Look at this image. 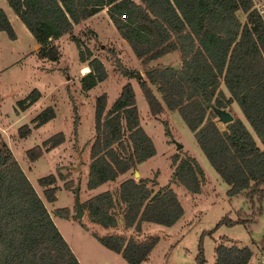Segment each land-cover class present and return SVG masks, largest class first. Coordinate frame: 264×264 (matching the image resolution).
Segmentation results:
<instances>
[{
	"label": "trees",
	"instance_id": "trees-1",
	"mask_svg": "<svg viewBox=\"0 0 264 264\" xmlns=\"http://www.w3.org/2000/svg\"><path fill=\"white\" fill-rule=\"evenodd\" d=\"M39 43L40 52L56 59L60 51L54 39L72 32L74 24L106 7L118 32L130 44L144 64L173 49H179L181 63H155L145 66V77L138 76L139 86L147 100L149 111L156 115L168 107L177 108L187 125L221 177L229 184L228 193L247 191L264 195V14L256 0H7ZM246 15L242 20L238 10ZM0 29L10 38L16 31L6 11L0 6ZM72 39L78 57L89 69L81 76V86L88 89L107 76L103 60L93 55L90 46L76 34ZM113 55L116 53L111 50ZM125 75L135 74L133 68L122 64ZM223 79L229 95L219 86ZM154 82L161 91L159 97L149 84ZM32 87L17 102L26 108L40 96ZM235 99L250 127L234 115L224 127L216 120L212 105L225 106ZM107 94L96 96L94 107L95 135L90 145L87 186L94 187L115 178L138 161L156 151L153 139L140 122L136 95L131 81L123 83L120 93L106 108ZM55 115L48 104L31 117L34 126ZM77 116V115H76ZM123 121L125 124H123ZM76 122V118H75ZM76 124V123H75ZM74 124V125H75ZM32 126H18L21 136ZM129 148L121 152L113 143L120 140L125 129ZM165 133L170 128L164 121ZM64 139L57 131L45 139V149ZM41 144L27 149L31 159L42 152ZM126 149V150H125ZM172 175L191 192L199 191L205 172L196 156L171 154ZM53 172L38 176L48 200L56 198L57 184ZM149 178L127 176L120 180L117 194L103 189L83 201L91 220L104 227L118 221L116 205H120L125 228L142 230V221L151 220L170 225L184 211L183 204L169 184L153 190ZM61 216L69 214L67 205L54 207ZM243 217L221 218L233 223ZM96 238L108 248L120 252L129 264L146 260L159 239L155 233L138 238L134 232L98 233ZM225 237V236H224ZM230 239V237H225ZM231 240V239H230ZM214 264H246L252 255L249 244L218 241ZM204 264L202 245L196 255ZM0 264H82L69 242L59 232L42 198L31 184L0 130Z\"/></svg>",
	"mask_w": 264,
	"mask_h": 264
},
{
	"label": "rangeland",
	"instance_id": "rangeland-1",
	"mask_svg": "<svg viewBox=\"0 0 264 264\" xmlns=\"http://www.w3.org/2000/svg\"><path fill=\"white\" fill-rule=\"evenodd\" d=\"M0 3L8 8L18 33L16 38H10L4 29H0L1 137L17 158L50 212L59 232L71 244V248L82 264H129L120 252L101 243L92 231L101 234L121 232L127 235L134 232L138 238L144 237L147 233L158 234L157 243L148 258L141 264H199L196 255L200 243L205 256L204 264H214L216 256L214 246L218 241L249 244L254 248V254L246 264H262L257 259L256 253L264 255V195L259 197V193L255 192L250 197L246 190L228 193L229 184L211 164L193 130L184 121L178 109L165 106L156 115L152 114L139 86L136 69H139L143 74L141 76L145 77V66L158 62L180 64L179 49L165 52L144 64L120 33H113L111 26L99 21L102 16L98 14L90 20L77 22L72 32L63 34L59 39L55 38L54 42L57 43L60 54L56 59H51L40 52L39 45L34 46L33 35L17 24L16 18L22 20L8 2L0 0ZM256 4L264 14V1L256 0ZM238 13L244 20L246 13L241 9ZM96 26L99 28L100 35L95 30ZM72 33L78 35L85 44L90 46L93 55L99 56L107 69L105 79L98 81L89 89H83L81 86L83 74L81 70L85 71L88 67L85 69L82 67L83 61L78 57ZM111 50H114L115 56ZM116 56L123 65L133 68L135 74H123L117 65ZM128 80L131 81L135 90L140 122L152 137L156 151L138 161L136 168H128L113 179L88 187L90 145L95 135L96 96L105 91L106 108H108L113 98L120 93L123 83ZM149 84L161 97L157 84L150 81ZM34 86L40 89V96L26 108H21L17 100L25 96ZM219 86L225 95L230 94L222 78ZM48 104L54 106L55 115L44 123L34 126L31 117ZM221 107L243 118L250 128L235 99ZM215 120L220 127L226 124V121L221 120L217 113ZM164 121L170 128V134L165 133ZM23 122H28L32 126L31 131L25 136L18 133V126ZM123 124H125L124 121ZM57 131L63 132L64 139L45 149L43 139ZM128 131L129 129L126 128L122 138L113 143L121 152L124 147L126 149L130 147L126 137ZM176 141L182 142V145L178 147ZM36 144H41L43 149L39 156L31 159L27 149ZM174 152H177L179 156L192 154L199 160L205 172L199 191L191 192L173 177L174 165L171 154ZM135 169L138 173H135ZM49 172H53L56 177L54 182L57 184L56 198L53 200L45 197L43 185L37 180L38 176ZM127 176H134L136 179L140 176L148 177L146 182L153 190L163 184L171 185L183 204V214L170 225L146 220L140 232L135 231L133 226L127 228L123 226L121 213L118 212L121 209L120 205L115 206L118 216L115 225L104 227L91 220L83 201L106 188H110L117 194L120 180ZM76 191L83 208L81 216L76 214ZM64 205L69 208L67 216L54 212V207ZM223 217H243L245 220L233 223L221 221L214 227ZM224 236L230 237L231 240Z\"/></svg>",
	"mask_w": 264,
	"mask_h": 264
},
{
	"label": "crops",
	"instance_id": "crops-1",
	"mask_svg": "<svg viewBox=\"0 0 264 264\" xmlns=\"http://www.w3.org/2000/svg\"><path fill=\"white\" fill-rule=\"evenodd\" d=\"M7 1V0H6ZM264 1V0H263ZM0 6H2L3 8H4V10L6 11V13H7V15H8V17H9V19H10V21H12V25H14V27H16V24L13 22V19H12V17H11V13L8 11V8L5 6V5H2L1 3H0ZM15 12V11H14ZM16 13V12H15ZM103 13V14H102ZM17 14V13H16ZM101 15L102 16V18H101V20H99V21H103V23H105V24H108L109 26H111L112 27V29H113V33H119V32H116V31H118L117 30V28L115 27V25L113 24V22H112V20L110 19V17H109V15H108V13H107V10H106V7H102L101 9H99L98 11H96V12H94V13H92L91 15H89V16H87L86 18H84V19H82L81 21H85V20H90V19H92V17H94L95 15ZM16 21H17V24H19V26L21 27V28H23L25 31H27V33H31L30 32V30L26 27V25L24 24V22L23 21H20V20H18V18H16ZM80 22V21H79ZM98 22V21H97ZM76 24V23H75ZM74 24V25H75ZM95 25H96V23H95ZM14 29H16V28H14ZM95 30H96V32L100 35V32H99V28L96 26L95 27ZM16 31V36H18V33H17V30H15ZM66 33H68V32H66ZM32 34V33H31ZM63 34H65V33H63ZM62 34V35H63ZM62 35H60L59 37H57L56 39H59ZM121 35V34H120ZM34 37V36H33ZM16 38V37H15ZM35 39V38H34ZM125 39V38H124ZM73 40V39H72ZM75 43V42H74ZM35 45H39V43L36 41V39H35V44H34V46ZM78 51V50H77ZM82 67H84V69L85 68H87L88 67V69H89V66H88V64L86 63V62H84L83 61V66ZM88 69L87 70H81L82 72H83V74L86 72V71H88ZM105 79V78H104ZM103 80V79H102ZM96 84V83H95ZM89 89V88H88ZM113 99H115V98H113ZM35 102V101H34ZM243 113V112H242ZM244 115V114H243ZM245 117V116H244ZM243 119V118H242ZM245 119H246V117H245ZM247 120V119H246ZM248 122V121H247ZM251 128V127H250ZM252 129V128H251ZM149 134V133H148ZM125 178V177H124ZM122 180V179H121ZM105 182V181H104ZM103 183V182H102ZM101 184V183H100ZM99 185V184H98ZM146 223V220H143L142 221V224H145ZM240 244H242V243H240ZM70 246H71V244H70ZM72 247V246H71ZM252 248V255L254 254V248L253 247H251ZM150 255V254H149ZM251 255V256H252ZM256 255H257V259H259V262L260 263H262V264H264V255H258L257 253H256Z\"/></svg>",
	"mask_w": 264,
	"mask_h": 264
},
{
	"label": "water",
	"instance_id": "water-1",
	"mask_svg": "<svg viewBox=\"0 0 264 264\" xmlns=\"http://www.w3.org/2000/svg\"><path fill=\"white\" fill-rule=\"evenodd\" d=\"M173 66L175 67H178L179 66V63H173L172 64ZM136 73L138 76H141L143 75L142 72L139 70V69H136ZM214 111L218 114L219 118L223 121H230L233 119V114L230 110L224 108V107H221V106H216V105H212ZM176 144L177 146H181L182 145V142L180 141H176ZM135 173H138V170L135 169ZM75 203H76V214L78 216H81L83 214V208L81 207V203H80V199H79V196H78V191H76V198H75Z\"/></svg>",
	"mask_w": 264,
	"mask_h": 264
}]
</instances>
